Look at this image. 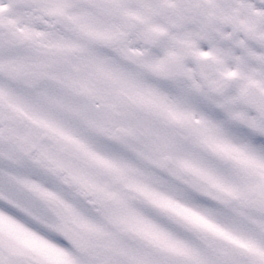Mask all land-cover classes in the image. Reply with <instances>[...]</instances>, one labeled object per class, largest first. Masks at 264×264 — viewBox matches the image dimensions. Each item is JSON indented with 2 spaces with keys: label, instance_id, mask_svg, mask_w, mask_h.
<instances>
[{
  "label": "snow or ice",
  "instance_id": "1",
  "mask_svg": "<svg viewBox=\"0 0 264 264\" xmlns=\"http://www.w3.org/2000/svg\"><path fill=\"white\" fill-rule=\"evenodd\" d=\"M0 264H264V0H0Z\"/></svg>",
  "mask_w": 264,
  "mask_h": 264
}]
</instances>
